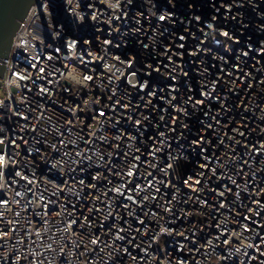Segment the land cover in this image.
<instances>
[{"label":"built area","instance_id":"built-area-1","mask_svg":"<svg viewBox=\"0 0 264 264\" xmlns=\"http://www.w3.org/2000/svg\"><path fill=\"white\" fill-rule=\"evenodd\" d=\"M5 67L0 264H264V0H35Z\"/></svg>","mask_w":264,"mask_h":264},{"label":"water","instance_id":"water-1","mask_svg":"<svg viewBox=\"0 0 264 264\" xmlns=\"http://www.w3.org/2000/svg\"><path fill=\"white\" fill-rule=\"evenodd\" d=\"M34 2L35 0H0V78L4 76L14 36ZM2 107L3 103H0V109ZM4 144L5 142H0V153L4 152ZM1 167L2 165L0 171Z\"/></svg>","mask_w":264,"mask_h":264}]
</instances>
